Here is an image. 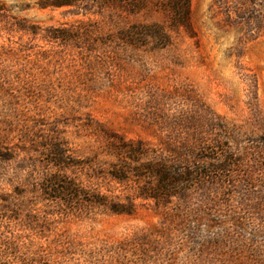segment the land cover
Masks as SVG:
<instances>
[{"label":"rangeland","instance_id":"obj_1","mask_svg":"<svg viewBox=\"0 0 264 264\" xmlns=\"http://www.w3.org/2000/svg\"><path fill=\"white\" fill-rule=\"evenodd\" d=\"M47 1L0 0V264H264V0H191L188 28L165 0ZM152 23L165 47L124 40ZM116 135L208 176L137 197L103 173ZM54 142L133 213L44 199Z\"/></svg>","mask_w":264,"mask_h":264},{"label":"trees","instance_id":"obj_2","mask_svg":"<svg viewBox=\"0 0 264 264\" xmlns=\"http://www.w3.org/2000/svg\"><path fill=\"white\" fill-rule=\"evenodd\" d=\"M80 0H48L45 6L59 8L76 4ZM133 10L144 8L148 0H117ZM164 8L170 13V23L174 28L189 27L191 24V0H165ZM126 42L139 45L153 39L158 47H165L171 42L167 29L156 23L134 24L123 30ZM48 155L50 162L58 167L54 172L46 174L39 182L40 192L44 199L53 201L68 211H90L103 208L114 213L131 214L135 210L131 200L122 202L115 196L102 190L101 185H86L77 173H68L75 169H83L85 162L73 161L68 149L62 143H51ZM147 147L142 140H129L116 135L109 143L107 153L116 158L104 168L112 179L119 182L132 180L136 177L145 183L138 185L137 197L160 198L184 193L197 182L204 181L208 176L201 169H194L185 162H168ZM98 170V169H96Z\"/></svg>","mask_w":264,"mask_h":264}]
</instances>
